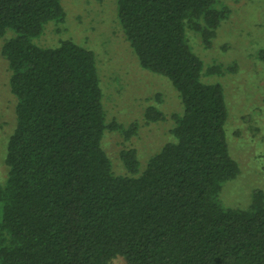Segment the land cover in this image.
I'll return each instance as SVG.
<instances>
[{"label": "trees", "instance_id": "obj_1", "mask_svg": "<svg viewBox=\"0 0 264 264\" xmlns=\"http://www.w3.org/2000/svg\"><path fill=\"white\" fill-rule=\"evenodd\" d=\"M215 0H115L116 19L139 67L169 81L181 112L170 140L140 170L132 149L115 175L101 148L105 123L91 52L64 40L33 43L61 23L60 0H0L1 46L15 98L0 186V264H264V196L244 210L219 193L239 170L229 156L227 108L186 31L205 47L227 10ZM214 69L207 71L212 74ZM164 119L155 107L147 123ZM135 125L124 131L125 140Z\"/></svg>", "mask_w": 264, "mask_h": 264}, {"label": "rangeland", "instance_id": "obj_2", "mask_svg": "<svg viewBox=\"0 0 264 264\" xmlns=\"http://www.w3.org/2000/svg\"><path fill=\"white\" fill-rule=\"evenodd\" d=\"M64 19L48 22L33 43L55 47L69 40L92 53L101 103L107 125L120 131L104 132L101 148L115 175H126L120 152L132 149L142 170L147 161L170 140L171 116L181 112L177 94L165 78L142 70L116 19L115 0H60ZM214 7L227 10L208 47L186 31L192 52L203 63L202 82L218 83L227 108L224 126L229 156L237 163L235 179L219 193L222 208L244 210L252 195L264 196V0H215ZM0 38V186L6 178L4 157L7 140L15 128V98L8 88L9 71ZM214 69V73L207 71ZM157 108L164 119L147 123L144 113ZM135 125L125 140L124 131ZM264 203V202H263ZM110 264H125L117 257Z\"/></svg>", "mask_w": 264, "mask_h": 264}]
</instances>
